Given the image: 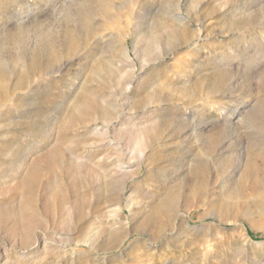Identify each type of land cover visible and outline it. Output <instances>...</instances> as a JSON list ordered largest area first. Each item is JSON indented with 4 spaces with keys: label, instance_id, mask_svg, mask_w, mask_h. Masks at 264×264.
<instances>
[{
    "label": "rangeland",
    "instance_id": "obj_1",
    "mask_svg": "<svg viewBox=\"0 0 264 264\" xmlns=\"http://www.w3.org/2000/svg\"><path fill=\"white\" fill-rule=\"evenodd\" d=\"M0 97V264H264V0H0Z\"/></svg>",
    "mask_w": 264,
    "mask_h": 264
},
{
    "label": "bare ground",
    "instance_id": "obj_2",
    "mask_svg": "<svg viewBox=\"0 0 264 264\" xmlns=\"http://www.w3.org/2000/svg\"><path fill=\"white\" fill-rule=\"evenodd\" d=\"M9 5V4H8ZM83 5V4H82ZM96 8H98V11H99V16H101L102 18H104V19H106V20H108V21H115L116 19H117V16L116 15H114L113 13H112V11L110 10V8L112 7V4L111 3H97L96 5H94ZM116 9H117V7H116ZM115 9V10H116ZM119 11V10H118ZM72 14V13H71ZM77 14H79V13H77ZM131 15V14H130ZM135 15V14H134ZM76 17V16H75ZM78 17H79V15H78ZM80 18V17H79ZM79 18H76L75 20L78 22L79 21ZM84 18H85V16H84ZM87 18H89V17H87ZM134 19L136 20V21H138L139 19H140V14L139 15H136L135 17H134ZM82 21L83 22H85V20H83L82 19ZM89 21H91L90 19H89ZM80 23H81V21H79ZM87 22V24L89 23L88 21H86ZM70 23V22H69ZM72 23V22H71ZM79 23V25L76 27L77 28V33L80 35L79 37H81V38H84V40L86 41H92V39H96V41L93 43L92 42V44H91V48L93 49V47H94V44H103V45H105V49H107V51L110 53V54H112L113 53V48L115 47V45L116 44H118V43H120L119 41H122L123 43H127V36L123 39V40H120L119 38L120 37H118V36H116V35H112V34H107V33H105V32H102V31H100V29H98L97 28V30L96 31H94V29L93 30H91L89 27H85V25L83 26V25H81ZM83 24V23H82ZM87 26V25H86ZM132 26H134V25H132ZM136 26V25H135ZM134 26V27H135ZM96 27V26H95ZM139 27V26H138ZM87 28H89V29H87ZM136 28V27H135ZM68 31V30H67ZM72 32V31H71ZM43 35H45V34H43ZM48 35V34H47ZM76 35V34H75ZM136 35V34H135ZM42 36V35H41ZM43 37V36H42ZM50 37V36H49ZM78 37V36H77ZM76 38V37H75ZM40 39V38H39ZM50 40V39H49ZM82 40V39H81ZM53 41V40H52ZM72 41H74V40H72ZM78 41H79V39H78ZM77 40L75 41V42H78ZM41 42H42V44H43V48L42 49H40V50H38V51H35V52H37V53H39L41 56L43 55V56H45L46 54H47V52H48V48H47V46H50V44L48 43L49 41L48 40H45V39H41ZM71 42V41H70ZM74 42V43H75ZM54 43V42H53ZM52 43V44H53ZM66 43H68V42H66ZM66 43H65V45H66ZM87 43V42H86ZM64 44V43H63ZM58 45V44H57ZM53 46V45H52ZM69 46V45H68ZM72 46V45H71ZM87 46H88V44H87ZM102 46V45H101ZM42 47V46H41ZM55 48V47H54ZM51 49V48H50ZM37 50V49H36ZM52 50V49H51ZM84 50H85V48H80L79 50H78V52H77V54L79 55L80 53H82V52H84ZM115 50V49H114ZM56 51V50H55ZM54 51V52H55ZM68 51V50H67ZM104 51V50H103ZM34 52V51H33ZM87 52V51H86ZM85 52V53H86ZM117 52V51H116ZM76 54V53H75ZM76 54V55H77ZM37 55V54H36ZM35 55V56H36ZM56 59H53V58H48L47 56H46V60H45V64L44 65H41V64H39V63H37L36 61H35V59L33 58L32 59V61H31V64H30V66H31V69L33 70V71H39L41 74H40V78H42V77H48V76H50V75H52V74H57V73H59V72H61V69L63 68V66H61L59 69H55V64L54 63H56ZM44 62V61H43ZM60 64V63H59ZM67 64V63H66ZM69 65V64H68ZM37 73V72H36ZM60 74V73H59ZM178 72L177 73H175V74H173V75H175V76H178ZM28 76V75H27ZM28 77H30V76H28ZM42 81V80H41ZM1 98V97H0ZM13 98H11V101H13L12 100ZM208 103H210V102H208ZM1 108H3V107H1ZM193 130V132L195 133V134H197V132H198V130L196 129V127H195V129H192ZM211 216V215H210ZM68 224V223H67ZM26 225V224H25ZM23 229V228H22ZM24 233H25V230H24ZM22 236H23V234H22ZM26 237V236H25ZM23 238H24V236H23ZM25 239V238H24ZM114 241V240H113Z\"/></svg>",
    "mask_w": 264,
    "mask_h": 264
}]
</instances>
